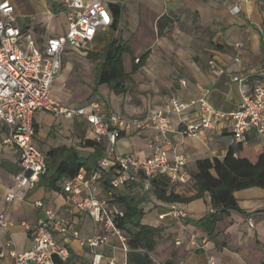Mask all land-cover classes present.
I'll return each instance as SVG.
<instances>
[{
	"label": "crops",
	"instance_id": "crops-1",
	"mask_svg": "<svg viewBox=\"0 0 264 264\" xmlns=\"http://www.w3.org/2000/svg\"><path fill=\"white\" fill-rule=\"evenodd\" d=\"M3 1L6 0H0V4ZM8 1L15 8L16 24L31 32L39 47H44L49 38L62 37L68 32L67 15L60 0ZM103 1L108 5L114 23L108 29L99 30L89 43L97 42V47L92 49L88 44L83 53L103 60L114 41L124 44L128 48L123 55L125 71L129 74L126 91L116 93L108 84H100L97 95L87 96L77 105L100 101L108 109L127 117H138L152 108L164 107L173 97L189 101L199 97L204 88H209L208 100L214 109L230 113L239 108L245 94L256 84L264 83V0ZM235 7L240 11L235 12ZM100 32H105L106 36L101 37ZM214 69L221 71L217 74ZM62 71L54 85L53 97L66 104ZM235 76H241L245 83L234 81ZM197 110L195 106L187 114L189 121L198 118ZM34 121L36 143L45 154L62 146L74 147L84 158H89L95 151L94 147L85 146V141L92 140L93 134L91 126L84 120L55 118L49 112L38 111ZM172 121L177 129L172 135L174 145L179 154L188 158L191 173L197 171L198 160L223 159L228 150L236 149L239 143L234 139L230 121L220 123L213 130H203L200 138L180 131L178 115H172ZM81 131L83 135L78 136ZM8 134V126L0 123V211L7 213L9 222L8 231L0 229V264H16L12 253H23L33 247V240L22 223L34 224L45 219L48 208L70 222L83 237L102 233L99 224L68 200L63 185L69 178L58 183L60 190L57 191L46 186L49 183L46 173L28 192L25 201H8L7 195L15 175L21 170L22 158L20 149L7 141ZM150 138L151 132L124 135L118 141L119 148L125 155L146 158L153 151ZM247 138L256 148L264 146V135L251 132ZM102 147L104 151L100 158L105 153V147ZM99 159L91 162V168ZM84 169L89 170L81 168ZM188 187L192 185L178 187L177 191L192 195L195 190ZM102 189L105 193L103 186ZM127 192L142 200L144 223L161 228L154 250L148 253L153 264H211L212 258L216 259V264H260L264 260V189L261 187L235 192L239 206L247 215L231 211L228 216H223L213 238H209L200 224L213 211L210 194L183 205L188 216L179 220L165 215L171 204L149 196L138 185ZM110 198L124 209L114 197ZM37 200L45 202L44 208L35 207ZM10 234L15 246L7 247ZM192 234L200 243L207 241L205 249L191 244ZM182 236L186 240L178 243ZM67 243L71 256L59 264H93L94 255L88 247L77 240H67ZM98 252L103 255L101 264H147L145 250L128 248L127 242L124 246L116 235H111L110 244L101 246Z\"/></svg>",
	"mask_w": 264,
	"mask_h": 264
},
{
	"label": "built area",
	"instance_id": "built-area-1",
	"mask_svg": "<svg viewBox=\"0 0 264 264\" xmlns=\"http://www.w3.org/2000/svg\"><path fill=\"white\" fill-rule=\"evenodd\" d=\"M60 2L65 7L68 32L62 37L49 38L44 47L38 46L31 32L16 24L15 8L8 0L0 4V123L8 126L7 141L22 153L21 170L15 175L7 199L10 203L25 201L28 192L47 173L46 154L35 139V114L45 111L55 118L84 120L91 126L95 143L105 147V153L91 169L81 170L76 177L67 179L63 191L73 206L101 226L102 233L83 237L70 222L48 208L45 219L34 224L22 223L34 244L26 252L12 253L16 264L66 262L71 256L67 240H77L88 247L94 255L93 264H101L103 255L98 249L110 244L111 235H116L125 246L126 235L117 225L125 211L113 199L103 196L104 176L112 173L111 184L115 188L139 182L147 192L152 191L153 179L161 173H166L173 184L190 183L192 173L188 169V158L177 152L172 139L177 131L172 115L179 116L180 131L194 138H200L203 130H213L224 121L232 122L237 142L244 141L251 132L264 135V83L256 84L245 94L239 108L230 113L214 109L208 100L209 88H204L199 97L189 101L173 97L164 107L152 108L138 117H127L106 108L100 101L67 105L56 100L53 89L68 47L86 48L99 30L108 29L114 23L113 15L103 0ZM234 10L240 11L239 7ZM214 71L218 74L221 70ZM234 81L245 83L241 76H235ZM183 84L186 85V81ZM195 106L198 107V118L189 121L187 114ZM144 132H151L153 151L150 156L139 158L118 151V141L122 136ZM34 204L39 209L45 206L43 200ZM165 215L180 220L186 218L188 212L182 205L173 203ZM249 222L254 225L252 219ZM0 229L9 230L5 211H0ZM184 240L186 237L182 236L178 243ZM190 242L198 249H205L207 245L205 240L200 243L195 234H192ZM6 245L15 246L12 234ZM211 264H216V259L212 258Z\"/></svg>",
	"mask_w": 264,
	"mask_h": 264
},
{
	"label": "trees",
	"instance_id": "trees-1",
	"mask_svg": "<svg viewBox=\"0 0 264 264\" xmlns=\"http://www.w3.org/2000/svg\"><path fill=\"white\" fill-rule=\"evenodd\" d=\"M127 50L128 48L119 41H114L110 45L99 66L97 85L108 84L116 93L126 91L125 83L129 74L125 71L123 55ZM85 146L95 148L89 158L80 156L74 147L67 146L53 148L46 154L49 180L46 186L59 191L58 183L62 179L76 177L83 167L90 169L91 162L102 156L104 151L102 145L95 143L93 139H87ZM196 166L197 171L192 173L190 183L173 184L166 173H161L153 179V189L149 192L165 204L177 203L182 206L203 197L206 193L210 194L213 211H210L200 224L209 238H213L217 223L223 216H228L231 211L247 215L239 206L235 197L236 191L250 187L264 189V146L256 148L248 143L247 138L239 142L236 149L231 147L223 159L213 157L198 160ZM111 177L112 173L104 176L103 188L105 193L111 192V197L124 206L125 215L117 221V225L126 235L128 248L145 250L147 264H153L148 253L154 250L161 228L144 223L145 211L141 207V199L128 192L122 193V190L131 189L133 185L141 188L142 185L137 182L115 188L111 184ZM189 185L194 186L195 192L192 195H184L177 191L178 187ZM260 264H264V260Z\"/></svg>",
	"mask_w": 264,
	"mask_h": 264
},
{
	"label": "rangeland",
	"instance_id": "rangeland-1",
	"mask_svg": "<svg viewBox=\"0 0 264 264\" xmlns=\"http://www.w3.org/2000/svg\"><path fill=\"white\" fill-rule=\"evenodd\" d=\"M99 35L101 37H104L106 36V33L100 32ZM96 43L89 44V47L92 49L95 46L97 47ZM86 50L87 47L83 49L82 48L73 49L72 47L69 46L64 54L62 78L64 80L63 82L65 87L64 90L63 89L62 90L66 94V99H65L66 104L77 105L78 103L81 102V100L85 99V97L90 95L91 96L97 95L99 92V85H96V80L99 75L98 67L102 61V57H92L89 54H84L83 52ZM89 52H93V51H89ZM127 62H128V57L126 56L125 63ZM103 94L105 95L106 92H104ZM83 133L82 131L78 132V136L83 135ZM117 146H118V151L121 154H124L119 148V142ZM38 147L41 149L39 145ZM192 187L194 186L192 185ZM192 187H188V189L193 190ZM122 193H127V190L126 189L122 190ZM146 193L149 196H151L150 192H146ZM103 196L104 197L108 196L107 198H110L111 192L103 193Z\"/></svg>",
	"mask_w": 264,
	"mask_h": 264
}]
</instances>
